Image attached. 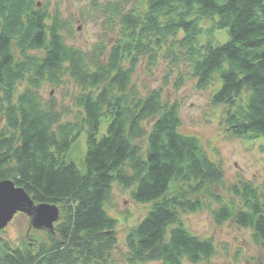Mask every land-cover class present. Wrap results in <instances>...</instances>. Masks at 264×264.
I'll return each mask as SVG.
<instances>
[{"label":"trees","instance_id":"1","mask_svg":"<svg viewBox=\"0 0 264 264\" xmlns=\"http://www.w3.org/2000/svg\"><path fill=\"white\" fill-rule=\"evenodd\" d=\"M136 1L128 8L107 1L120 32L110 47L85 52L65 42L69 30L59 10L0 0V180L12 179L35 203H55L63 213L47 241L32 248L0 239V264L106 262L117 244V220L105 207L115 183L131 188L136 203H151L125 237L130 264H193L213 256L212 238L186 229L180 218L204 207L206 191L218 202L217 224L250 228L264 247V191L243 180L222 201L211 190L221 184L222 168L198 138L179 132L178 102L163 101L158 89L140 96L131 82L141 56L151 64L159 55L185 59L198 88L220 80L210 99L224 106L229 134L264 136V0ZM214 30L225 31L226 42L212 44ZM67 75L81 90L75 104L82 113L63 121L39 89ZM83 130L85 172L65 158Z\"/></svg>","mask_w":264,"mask_h":264},{"label":"rangeland","instance_id":"2","mask_svg":"<svg viewBox=\"0 0 264 264\" xmlns=\"http://www.w3.org/2000/svg\"><path fill=\"white\" fill-rule=\"evenodd\" d=\"M107 1L117 0H35L36 7H45L53 14L57 9L63 15L68 30L65 29V42L82 51H91L98 45L107 48L114 43V38L120 32L119 18L110 17L106 8ZM126 8L133 7L136 0H120ZM203 26H209V20H203ZM212 44L224 43L228 34L223 30H214ZM203 41V35L200 37ZM164 48V47H163ZM165 49V48H164ZM35 51V50H34ZM38 53V52H37ZM134 68L131 82L135 92L140 96L147 95L153 89L161 91L163 101L179 104L181 125L179 132L193 135L199 139L203 151L209 159L219 163L223 178L220 185H214L211 190L219 195L222 201L233 196L229 189L232 184L248 181L264 191V136L257 138L237 137L229 134L224 125V106L214 105L212 94L220 86V80L214 81L206 88L196 86V78L191 74V68L186 60L173 62L164 55H159L156 61L150 62L147 56H141ZM19 91L23 85L18 86ZM80 88L72 78L62 76L59 82H44L39 89L43 101L51 100L61 112L63 121L73 120L81 115V107L75 104V98ZM107 120L104 116L100 124L98 136L106 130ZM85 130L74 142L65 158L73 160L77 169L85 172L86 153ZM111 192L106 202V210L117 220V244L108 252L103 264H130L126 260L127 247L125 237L129 229L148 212L151 203H136L131 198V188H123L117 183L111 186ZM202 197L204 207L191 212H180L186 229L200 237L212 238L214 255L204 261L193 264H264V247L254 241L252 230L237 226L233 220L217 224L212 217V210L218 207V202L207 196ZM59 207L60 217L62 209ZM46 230L35 229L30 225V218L24 213L16 214L4 230H0V239L8 241L12 247H26L42 241H47ZM182 264H191L183 260ZM137 264H161L159 261L140 262Z\"/></svg>","mask_w":264,"mask_h":264},{"label":"water","instance_id":"3","mask_svg":"<svg viewBox=\"0 0 264 264\" xmlns=\"http://www.w3.org/2000/svg\"><path fill=\"white\" fill-rule=\"evenodd\" d=\"M17 212H22L30 218V225L35 229L54 230V222L60 218L58 206L55 203H35L21 186L12 179L0 180V229L6 227Z\"/></svg>","mask_w":264,"mask_h":264},{"label":"bare ground","instance_id":"4","mask_svg":"<svg viewBox=\"0 0 264 264\" xmlns=\"http://www.w3.org/2000/svg\"><path fill=\"white\" fill-rule=\"evenodd\" d=\"M58 209H59V207H58Z\"/></svg>","mask_w":264,"mask_h":264}]
</instances>
